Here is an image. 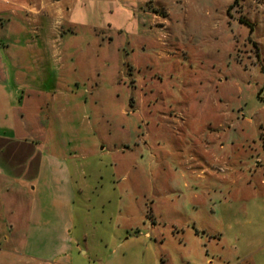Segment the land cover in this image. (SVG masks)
Segmentation results:
<instances>
[{
	"label": "rangeland",
	"instance_id": "1",
	"mask_svg": "<svg viewBox=\"0 0 264 264\" xmlns=\"http://www.w3.org/2000/svg\"><path fill=\"white\" fill-rule=\"evenodd\" d=\"M53 1L0 0V62L5 81L57 82L42 148L71 165L70 237L94 264H264V0ZM14 173L4 223L31 201Z\"/></svg>",
	"mask_w": 264,
	"mask_h": 264
},
{
	"label": "crops",
	"instance_id": "2",
	"mask_svg": "<svg viewBox=\"0 0 264 264\" xmlns=\"http://www.w3.org/2000/svg\"><path fill=\"white\" fill-rule=\"evenodd\" d=\"M50 5L56 9L60 8L58 0H54ZM9 63L7 58L6 65ZM10 71L11 68H6L5 63L3 65V62H0V93L11 95L10 91L13 89L24 93L19 95V106L12 100L0 106V177L9 180L17 174L14 173L15 170L26 172L23 182L32 183L33 187L30 189L31 201L25 216L18 209L14 212V209L18 208L15 207L7 212L12 216L7 222L4 223L2 217L0 218L1 229L8 227L11 232L24 234L23 244H0V264L100 263L101 260L97 258L94 249L86 247L85 244H76L75 239L69 235L68 228L73 218L76 193L70 163L66 159L48 156L42 148L46 140V126L43 124L46 119L42 117V109L45 105L43 99L47 94L43 89L49 84L54 90L57 82L50 83L42 79L43 82H34L32 85L15 84L4 80ZM48 165L55 166L56 170L48 172ZM52 184L56 186L57 194L53 201L48 202L47 193ZM52 209L58 219L57 226L48 227L46 216L48 210ZM22 216L25 218L20 220ZM21 222L22 228L17 229ZM34 233H37V241L39 240L36 244L30 236ZM45 233L52 234L53 239L51 236H42ZM147 236L145 233L144 237ZM14 241L15 237L12 238V242ZM225 260L228 264L229 258L226 257ZM114 261V254H111L104 259L103 264H112Z\"/></svg>",
	"mask_w": 264,
	"mask_h": 264
}]
</instances>
